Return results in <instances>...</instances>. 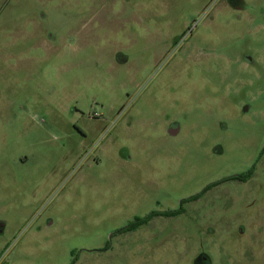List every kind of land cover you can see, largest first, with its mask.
Here are the masks:
<instances>
[{
    "label": "rangeland",
    "instance_id": "374dc122",
    "mask_svg": "<svg viewBox=\"0 0 264 264\" xmlns=\"http://www.w3.org/2000/svg\"><path fill=\"white\" fill-rule=\"evenodd\" d=\"M0 224V264H264V0H0Z\"/></svg>",
    "mask_w": 264,
    "mask_h": 264
},
{
    "label": "flooded vegetation",
    "instance_id": "af4514ba",
    "mask_svg": "<svg viewBox=\"0 0 264 264\" xmlns=\"http://www.w3.org/2000/svg\"><path fill=\"white\" fill-rule=\"evenodd\" d=\"M244 8H246V7L243 4L242 9H244ZM177 132H178V126L175 123L170 124V126L168 128V134L174 135ZM253 170H254V166H252L251 168H249L245 172L234 173V174H231V175H229L227 177H223L221 179H218L216 181L209 182L198 193H195L193 195L187 196L185 198H181L179 200V206H178V208H176V209H169V210H153V211H150L149 213L145 214L142 217H146L147 218V221H149L150 219H152L155 216H176V215H179V214L182 213V206H183L184 203L198 199L208 189H210L211 187H213V186H215V185H217V184H219L221 182H224L225 180H231V181H234V182H241V183H243L253 173ZM139 218H141V217H135L134 218V221L137 220V219H139ZM132 222L133 221H130L124 227L119 228L117 230V232H127V231L135 230V228H131L130 227V225H131ZM1 229H2V225L0 224V230ZM199 261L200 262L206 261V257L204 255H201L199 257Z\"/></svg>",
    "mask_w": 264,
    "mask_h": 264
},
{
    "label": "trees",
    "instance_id": "16d2710c",
    "mask_svg": "<svg viewBox=\"0 0 264 264\" xmlns=\"http://www.w3.org/2000/svg\"><path fill=\"white\" fill-rule=\"evenodd\" d=\"M147 222V218L146 217H141L135 221H133L130 225L131 228H137L139 226H141L142 224H145Z\"/></svg>",
    "mask_w": 264,
    "mask_h": 264
}]
</instances>
